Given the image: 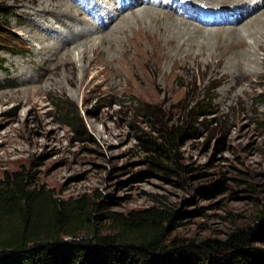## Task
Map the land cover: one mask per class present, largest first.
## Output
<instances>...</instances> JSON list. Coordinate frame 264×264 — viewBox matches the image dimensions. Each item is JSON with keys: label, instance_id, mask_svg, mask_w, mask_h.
<instances>
[{"label": "rangeland", "instance_id": "1", "mask_svg": "<svg viewBox=\"0 0 264 264\" xmlns=\"http://www.w3.org/2000/svg\"><path fill=\"white\" fill-rule=\"evenodd\" d=\"M46 1L0 0L8 13L0 34V179L23 170L58 198L89 196L98 204L96 216L105 219L153 207L176 212L171 241L203 244L226 241L240 231L262 234L264 65L254 73L212 78L204 59L200 67L193 61L183 66L181 59L174 67L171 60L158 63L137 55L121 61V50L138 30L133 18L126 21L132 30L118 35L122 48L119 40L101 45L97 39L141 8L167 12L198 31L217 32L256 17L263 22L264 5L235 26H205L197 21L199 9L230 7L221 13L229 19L240 16L233 6L243 3L144 0L130 9L137 0H54L70 12L51 15L39 10ZM85 25L94 30L87 46L95 42L100 49V62L86 75L82 66L89 68L95 57L89 48L85 62L79 52L86 47L73 51L76 63L67 68L54 70L52 58L41 59L42 46L63 40L66 47V38ZM259 56L264 59L263 52ZM59 99L71 106L72 126L66 125ZM210 187L214 195L203 196L201 191ZM100 224L110 227L106 220Z\"/></svg>", "mask_w": 264, "mask_h": 264}, {"label": "trees", "instance_id": "2", "mask_svg": "<svg viewBox=\"0 0 264 264\" xmlns=\"http://www.w3.org/2000/svg\"><path fill=\"white\" fill-rule=\"evenodd\" d=\"M7 18L0 7V34ZM58 103L72 126L70 104ZM201 192L214 195L212 187ZM97 211L87 195L61 199L23 170L6 173L0 179V264H264V247L256 245L264 243V232L240 231L203 244L171 241L176 212L153 207L105 219ZM104 220L110 227L96 226Z\"/></svg>", "mask_w": 264, "mask_h": 264}, {"label": "bare ground", "instance_id": "3", "mask_svg": "<svg viewBox=\"0 0 264 264\" xmlns=\"http://www.w3.org/2000/svg\"><path fill=\"white\" fill-rule=\"evenodd\" d=\"M30 1L35 2L36 0ZM232 1H236L234 3H243V5L237 6V4H234L233 6L237 7L236 9H239L242 12L241 14L239 12L240 16L234 19H230V17L229 19L224 20L226 21V24L224 25L235 26L237 22L242 20L244 21L264 5V0ZM255 1L256 4H254ZM135 2L136 3L130 5V9L136 5H139L140 3H145L144 0H137ZM157 4H159V2H157ZM39 10L41 14L50 13L51 15H65L70 12L69 6H67L65 3L55 4L54 0L46 1L43 4L41 3ZM250 11H252V14H247ZM76 12L78 15L79 12ZM222 12L224 13L223 9L221 10V13ZM140 14H142V18ZM114 16L116 15H111V18H113ZM131 18H133L134 22L138 24V30L133 31L135 36L134 39L130 42V45L128 47L126 45L124 47L125 49L121 50L122 54H126V56H122L121 54V61L127 59V56L137 55L143 60H155L158 63L171 60L173 63L172 66L174 67L179 65L178 60L180 59L183 66H186V63L188 61H193L197 67H200L202 63V61L200 62V60L204 59L205 72H208L209 75L211 74L212 78H216L219 76L223 78L225 75L227 76L229 74L240 76V73L242 71L254 73V71H256L257 69V66H259L260 64L264 65V59H261L259 56V52L264 53V21H259V17L254 18L253 21L251 19L250 21L241 24V27H230L229 29L219 30L217 32H203L190 28L192 25H190L189 22L177 19L167 12L146 7L138 9L137 11H133L132 13H130V15H125L124 17L120 18V21H123L122 26H118V24H116V26H114L115 28L112 29V32L108 36L101 35V38L97 40H100L101 45L106 43H108L109 45H114V43L119 40V44L122 48L124 41H120L121 39L118 38V35L120 36L124 34L127 28H129V30H132V28L129 27L130 24L126 22ZM96 19L99 20L100 17L98 16L96 17ZM228 20H231L232 22ZM82 21L84 20L79 21V23H82ZM252 23H256L257 28H254V26L251 27L253 25ZM85 24L89 25L87 23ZM86 25L78 32L75 31L73 36L66 38V47H69L68 45H72L74 43L75 47L67 49L65 53H62L66 49V47L61 44L63 40L56 41L54 42V44L48 43L39 49L40 51L44 52L43 54L40 52L41 59L50 61V58H52V61L55 62L54 70H57L58 66H64V68H67L68 66L76 63L73 51H79L81 47H86V49H84L82 52H79L80 61L83 60V62H85V60H87L88 48L91 49L90 51L93 52L95 57L90 60L89 68L82 66V72L85 74L88 72V69H91L92 66L95 68L97 62H100L98 60L100 49L99 45H96L95 42L93 44H88L89 47L87 46V43L91 42L87 37L93 34L94 30H91V28L87 27ZM218 25L220 24L218 23L215 26ZM47 26L48 24L42 26L43 30H47ZM35 36L37 37H33V39L37 41L41 36V32H38V35ZM113 36H115L114 40L112 38ZM61 37L62 35L60 36V38ZM248 39H251L253 42L248 43ZM76 42H78L79 44ZM181 52L184 55L182 57H178ZM149 61H145V63ZM27 79L28 78H26V80Z\"/></svg>", "mask_w": 264, "mask_h": 264}]
</instances>
